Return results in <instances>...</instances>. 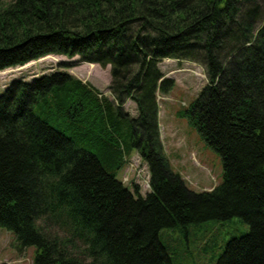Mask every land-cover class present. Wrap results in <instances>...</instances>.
Here are the masks:
<instances>
[{
	"label": "trees",
	"instance_id": "trees-1",
	"mask_svg": "<svg viewBox=\"0 0 264 264\" xmlns=\"http://www.w3.org/2000/svg\"><path fill=\"white\" fill-rule=\"evenodd\" d=\"M260 1L0 2V72L50 55L110 67L111 98L66 71L12 81L0 95V228L35 247L33 264H173L163 229L188 242L190 228L233 218L249 229L216 264H264ZM164 59L204 69L185 115L221 157L210 192L188 189L163 151L157 94L174 85ZM133 152L148 168L145 196L116 179Z\"/></svg>",
	"mask_w": 264,
	"mask_h": 264
},
{
	"label": "rangeland",
	"instance_id": "rangeland-1",
	"mask_svg": "<svg viewBox=\"0 0 264 264\" xmlns=\"http://www.w3.org/2000/svg\"><path fill=\"white\" fill-rule=\"evenodd\" d=\"M7 3L8 0H0ZM264 9V0L260 1ZM5 5V4H4ZM3 5V6H4ZM164 78L174 85L167 94H157L158 124L163 151L172 170L178 173L193 192H210L222 182V163L215 152L197 133L185 112L207 83L204 69L188 61L164 59L158 65ZM10 69V70H9ZM0 72V95L12 81L29 82L54 71H66L91 84L104 96H110V67L83 63L79 57L50 55L33 63ZM124 109L136 116L135 105L128 100ZM116 179L131 192L135 186L141 196L149 192V172L137 152H133L118 172ZM249 227L239 218L226 222L209 221L189 229L188 242L179 230L163 229L160 242L166 247L173 264H216L226 243L242 236ZM35 247L19 248L12 232L0 228V264H33Z\"/></svg>",
	"mask_w": 264,
	"mask_h": 264
},
{
	"label": "bare ground",
	"instance_id": "bare-ground-1",
	"mask_svg": "<svg viewBox=\"0 0 264 264\" xmlns=\"http://www.w3.org/2000/svg\"><path fill=\"white\" fill-rule=\"evenodd\" d=\"M47 57H49V56H47ZM44 58H46V57H44ZM44 58H41V59H44ZM40 60V59H39ZM34 62V61H33ZM31 63V62H30ZM25 66H27V65H25ZM10 70V69H9Z\"/></svg>",
	"mask_w": 264,
	"mask_h": 264
}]
</instances>
